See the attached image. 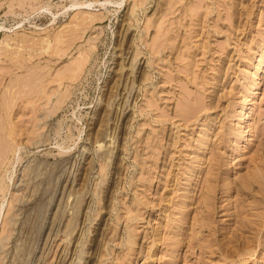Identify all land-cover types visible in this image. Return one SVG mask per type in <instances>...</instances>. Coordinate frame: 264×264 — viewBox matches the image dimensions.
<instances>
[{
  "label": "rangeland",
  "instance_id": "1",
  "mask_svg": "<svg viewBox=\"0 0 264 264\" xmlns=\"http://www.w3.org/2000/svg\"><path fill=\"white\" fill-rule=\"evenodd\" d=\"M4 129L0 264H264V0H0Z\"/></svg>",
  "mask_w": 264,
  "mask_h": 264
},
{
  "label": "bare ground",
  "instance_id": "2",
  "mask_svg": "<svg viewBox=\"0 0 264 264\" xmlns=\"http://www.w3.org/2000/svg\"><path fill=\"white\" fill-rule=\"evenodd\" d=\"M82 60V61H81ZM79 61V60H78ZM86 61H87V59L86 58H84V56H83V59H80V62L79 63H77V65H76V68H75V65H74V67L73 68H71V69H77V68H81L82 70H83V67H84V64H86ZM80 71V69H77V71ZM78 71V72H79ZM60 95V94H59ZM255 93H253L252 95H251V97L248 99V106L245 108V110H244V112H243V114H248L249 112H250V109H251V103L254 101V99H255ZM61 97L60 98H62L63 96H62V94L60 95ZM63 99V98H62ZM58 100H59V98H58ZM57 100V101H58ZM59 101H61V99L59 100ZM58 103V102H57ZM4 131L6 132L5 134H7L6 136L8 137V139H7V141L8 142H6V144H8L7 145V147H5V146H3L4 144H2V148H4L3 150L1 149V151L4 153L3 154V159H2V161H1V159H0V162H2L3 163V161H5L7 158H8V156H9V154L11 153V152H16L18 149H17V146H18V144H17V141H15L16 140V138L14 137V133H12L11 131L9 132L7 129H4ZM6 139V138H5ZM4 140V139H3ZM70 142V141H69ZM1 145V144H0ZM19 146H21V144H19ZM71 146V145H70ZM67 148H68V146H67ZM70 148V147H69ZM1 157V156H0ZM1 157V158H2ZM1 165V164H0ZM3 166V165H2ZM3 178V177H2ZM7 187H8V185H7V182L5 181V179L3 178V179H0V193H4L6 190H7Z\"/></svg>",
  "mask_w": 264,
  "mask_h": 264
}]
</instances>
